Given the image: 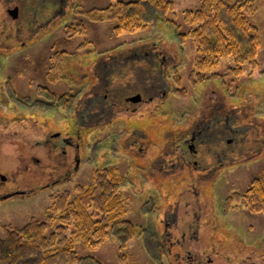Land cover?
<instances>
[{"label": "rangeland", "instance_id": "1", "mask_svg": "<svg viewBox=\"0 0 264 264\" xmlns=\"http://www.w3.org/2000/svg\"><path fill=\"white\" fill-rule=\"evenodd\" d=\"M116 1L0 0V175L7 178L6 182L0 178V237L3 228L23 226L30 217L45 220L53 197L65 191L74 196L78 185L91 182L96 168L114 165L125 179L120 190L126 218L136 225L137 233L124 247L111 233L94 249L78 241L77 253L89 258L87 264H186V250L170 244L179 232L166 238L163 220L168 216L171 223L172 217L177 218L178 226L181 220L192 223L183 203L194 194L200 196L201 205L205 201L209 219L205 228L200 219L197 237L188 243L207 245L205 255L212 259L208 264L255 259L264 263V214L249 210L242 200L250 181L264 175V0H248L253 7L250 20L260 33L258 65H244L239 75L196 84L189 78L194 62L189 37L181 44L167 25L114 35L108 21H93L85 13ZM170 1L174 8L169 18L185 33L189 25L183 10L197 9L201 0ZM14 7L18 12L13 18L9 10ZM77 23L86 30L71 35L69 28ZM62 51L66 55H60ZM54 55L59 56L55 61ZM230 60H221L216 72H226ZM94 67L97 78L89 74ZM177 77L180 82L175 84ZM97 81L100 95L105 87L117 84L125 90L128 83L133 88L152 85L153 101L162 92L165 95L157 114L149 117L129 112L109 115L106 101L92 102L96 95L90 93L91 84ZM39 86L56 95L75 94L76 107L63 110L53 101L47 105L35 101L45 100L38 94ZM174 88L183 89L185 95L172 93ZM201 113L205 114V157L199 153L197 160L207 168L205 181L194 176L199 175L190 162L194 156L184 164L183 157L171 161L165 154L177 141V130L187 129ZM134 127H140L134 134L136 147L128 144ZM78 130L81 138L76 137ZM58 133L70 134L79 143V152L67 148L65 163L53 146L59 138L43 143ZM169 163L178 164L166 170ZM15 190L20 194L4 197ZM235 192L240 195L233 200ZM143 228L163 246L154 244L155 237L144 236ZM189 250L195 252L192 246Z\"/></svg>", "mask_w": 264, "mask_h": 264}, {"label": "trees", "instance_id": "2", "mask_svg": "<svg viewBox=\"0 0 264 264\" xmlns=\"http://www.w3.org/2000/svg\"><path fill=\"white\" fill-rule=\"evenodd\" d=\"M173 8L170 0H117L105 8H92L85 13L93 21H108L114 35L149 27L158 30L167 25L173 28L181 44L189 37L194 46L193 69L189 75L193 84L222 80L229 75L241 74L244 65H258L260 33L250 20L253 7L248 0L234 3L201 0L197 9L183 10V20L189 25L185 33L179 32L174 20L169 18ZM75 25L69 28L71 35L85 32L83 24ZM62 53L66 55L65 51L60 55ZM56 56H53L54 61ZM229 59L226 72H216L220 61ZM53 69H56L55 65ZM179 82L180 79L175 78V84ZM39 87L38 94L45 100L35 101L43 105L53 101L63 110L76 107L75 94L56 95L45 86ZM173 92L180 97L185 95L183 89L174 88ZM124 181L116 166L103 165L92 172L89 184L76 187L74 196L65 191L53 197L45 220L30 217L23 226L3 228L0 264H87L89 258L78 255L76 243L81 241L85 247L94 249L108 233L124 247L137 233L136 225L126 218L127 208L120 190ZM239 195L235 192L232 199H238ZM242 200L249 210L264 214V175L250 181ZM141 232L146 237H155L154 244L159 246L156 244L158 237L152 231L143 228Z\"/></svg>", "mask_w": 264, "mask_h": 264}, {"label": "flooded vegetation", "instance_id": "3", "mask_svg": "<svg viewBox=\"0 0 264 264\" xmlns=\"http://www.w3.org/2000/svg\"><path fill=\"white\" fill-rule=\"evenodd\" d=\"M98 69H96L95 67L92 68L89 72V74L91 75V77L93 78H97V71ZM104 70V69H103ZM102 70V71H103ZM86 71V70H85ZM97 71V73H96ZM100 73V72H99ZM121 86L124 85V82H120ZM91 92H94V98H93V103L98 101L102 104H104L103 102H107V107H108V112L109 115H111L113 112H117L118 114L121 112H129L131 113L130 115H134L135 117L140 118L141 116L139 114H141L143 117L144 116H151L153 113L157 114V110L159 109V106L162 103V95H165V92H162L157 99H155V101H153V97L156 96V94L154 95L151 91L152 85L148 84H144L142 86H139L138 88H133L132 85H130V83H128V88L127 89H121V87H119L117 84H115L116 87H105L102 93V95L98 94V87H100V83L99 81L96 82V84H91ZM86 95V93L84 94ZM155 102L153 105L151 104V102ZM152 106V108H151ZM104 110L101 109V112H103ZM204 112V111H203ZM116 113V114H117ZM115 114V115H116ZM84 120H87L89 117L87 115H83L82 116ZM90 117L92 118V115H90ZM97 117V115L95 116ZM93 117V118H95ZM99 118L96 119L94 122H98ZM137 128L140 127H134L131 130V136L129 138L130 141H128V144L132 143L131 146L132 147H136L137 145V139L134 137V134H136L139 129L137 130ZM77 132V133H76ZM76 137L77 138H81V135L79 134V130L76 131ZM140 135V138H144V134L138 133ZM177 134L178 137L176 138L177 141L175 143H171L170 146H172L171 148H169V151L167 150L165 152L166 155H168V159H170L171 161L173 160V158H182L184 159L183 163L186 164V161L191 160V157H195V159L193 158V160H191V164L192 166L196 169V171L199 173V175H194L196 176L197 179H204L205 181V169H207L205 167V165L203 166H199L198 164V155L199 153L201 154V156L204 155L205 157V114L201 113L200 118L198 117L197 120H195L194 122H191L190 126L185 129V130H177ZM53 137H52V136ZM49 136H47L45 138V141L43 142L45 145H48L50 143V141L52 140L51 138H59L55 141H53V146H56L57 148H59V151L61 152L60 155L61 157H63V161L64 163L67 162V156H68V147L71 148H76L75 151L79 152V143L74 141V138H72L73 136H71L70 134L68 136H61L58 134H51ZM127 141V140H126ZM97 143V142H96ZM130 146V147H131ZM91 148V147H90ZM140 149V148H139ZM72 155L74 156L76 165L79 163V153L77 154V152L72 153ZM142 156H144L142 154ZM164 158V156H162ZM167 159V158H166ZM165 159V161H166ZM178 159V160H179ZM182 163V162H181ZM180 163V164H181ZM178 163H169L166 166V170H171L172 167L177 166ZM184 164H181L185 166ZM149 167L152 166L151 164H148ZM180 167V168H181ZM184 169V168H183ZM70 173V169L68 170V174ZM2 181L6 182L7 178L3 175H0ZM194 187V185H193ZM27 191V190H26ZM192 192H194L193 190H191ZM19 191L15 190L14 192H11L10 194H8L7 196L4 197H12L14 194H20L18 193ZM15 196V195H14ZM194 198H190L187 201H184L183 205L187 207V209H185V213L188 212L189 217L193 216L192 219V223L189 224H185L184 220L182 223L179 224V226L177 225L176 220L172 217V222H169L167 220L168 216L164 218V231L166 234V238H168L169 240L171 239V236L169 237V235H171L173 232L178 231L179 232V236L175 237V242L170 241V244L173 245V247H178L176 243L179 244V248H181L180 246H182V248H184V250H186V257H184L186 264H208L212 261V259L208 258V256L205 255L204 250L207 248V245H201L200 242H196L194 245L193 244H189V241H192L195 237H197V233L201 227V224H199L200 219H202V223L204 224V228L208 223V219H209V215H208V208L207 205L205 204V201L203 202V205L200 204V196L199 197H195L198 196L197 194L193 195ZM178 209V208H177ZM176 210V209H175ZM205 219L206 222H205ZM181 227V229H173L172 227L176 228V227ZM203 227V226H202ZM173 237V236H172ZM189 244L188 249H185L186 244ZM160 247L163 246L162 243L159 241ZM220 244H218L219 247ZM192 248L195 250V252L197 253H191L189 248ZM222 249V247H221ZM171 251V250H170ZM177 256H180V249L179 251H176L175 253ZM237 256V254H235ZM251 260V259H250ZM236 264V263H234ZM237 264H260V263H256V259L255 260H251V262L247 263L245 261L241 260L239 261V263L237 262ZM264 264V263H261Z\"/></svg>", "mask_w": 264, "mask_h": 264}, {"label": "water", "instance_id": "4", "mask_svg": "<svg viewBox=\"0 0 264 264\" xmlns=\"http://www.w3.org/2000/svg\"><path fill=\"white\" fill-rule=\"evenodd\" d=\"M17 12H18L17 7H14V8H12V9L9 10V13H10V15H11L13 18L17 16Z\"/></svg>", "mask_w": 264, "mask_h": 264}]
</instances>
